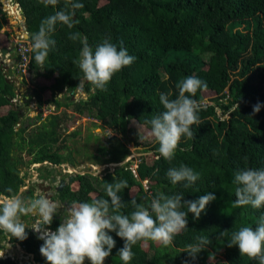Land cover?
<instances>
[{
  "label": "trees",
  "instance_id": "obj_1",
  "mask_svg": "<svg viewBox=\"0 0 264 264\" xmlns=\"http://www.w3.org/2000/svg\"><path fill=\"white\" fill-rule=\"evenodd\" d=\"M0 1L6 5L4 0ZM14 1L20 5L28 35L25 43L30 47L29 71L38 81L31 88L39 108L37 118L46 103L69 107L72 96L81 89L87 96L72 104L73 110L122 135V139L114 136L115 141H110L109 146L99 147L104 161L119 162L130 154L126 143L134 129L131 123L149 133L147 149L153 152L151 163L141 156L134 168L132 160H128L102 176L78 174L64 188V199L74 204L107 198L103 187L113 180L128 183L119 193L124 203L132 197L137 202L150 203L160 193H183L182 202L212 193L216 199L206 205L198 219L188 213L187 227L171 244L138 241L132 247L134 255L129 264H258L240 255L237 246L228 247L227 242L240 227L254 228L256 219L264 213V206H235L236 186L232 183L238 169L264 168V0H73L83 4L75 10L76 23L73 29L57 23L50 34L55 45L43 66L34 60L30 37L39 30L44 18L64 7L65 0H59L55 7L45 6L40 0ZM1 2L0 49L7 48L11 41L8 28L1 32L8 24ZM70 31H79L93 48L110 39L136 59L115 73L105 90L95 89L76 63L82 45L68 39ZM12 65L13 68L5 69L0 58V194L5 196L17 193L23 185L20 170L15 166L16 158L22 162V156H15V150L26 149L27 154H33L28 163L45 159L60 162L51 144L58 139L59 123L69 118L65 110L63 116L51 114L49 122H43L39 134L33 136L25 134L23 123L17 128L21 115L13 106L15 88L8 78L10 73L19 71L17 52ZM187 76L200 78L207 88L192 97L203 105L198 113L199 124L192 126L195 137L189 140L182 136L169 162L160 156L159 145L146 121L163 111L159 94L167 93L175 99L177 81ZM208 91L215 95L211 102L203 103V93ZM57 93H63L68 102L57 98ZM257 103L261 105L260 111L253 113ZM3 107L7 109L1 111ZM77 133L74 130L69 135L74 138ZM66 142L64 137V148ZM65 157L70 158L69 154ZM8 162L14 165L13 171L6 168ZM181 164L199 173V179L189 187H185L186 181L172 184L166 175L170 167ZM9 187L13 193L7 192ZM131 211L130 206L122 209L126 215ZM57 226L58 220L53 217L48 227ZM25 230L26 239L21 241L8 234L9 241L32 254L35 264H47L39 252L43 241L32 230ZM221 231H225L224 237L219 235ZM109 235L115 246L107 258L110 264H123L117 253L124 241L114 231ZM201 235L211 243L193 259L186 252L187 246L197 243L196 237ZM0 264L20 263L0 257Z\"/></svg>",
  "mask_w": 264,
  "mask_h": 264
},
{
  "label": "clouds",
  "instance_id": "obj_2",
  "mask_svg": "<svg viewBox=\"0 0 264 264\" xmlns=\"http://www.w3.org/2000/svg\"><path fill=\"white\" fill-rule=\"evenodd\" d=\"M40 3L55 7L59 0H40ZM82 7V3L65 0L64 7L44 18L39 30L31 34V50L38 65L43 66L51 47L55 45L50 34L55 31L57 23L73 29L76 23L75 10ZM67 35L68 39L79 41L82 45L76 63L84 78L95 89L105 90L112 76L136 59L126 48L118 47L110 39L102 40L93 48L79 31H70ZM176 88L178 95L175 99H170L167 93L159 94L163 111L146 121L151 125V135L159 145L157 150L160 156L169 162L173 160L182 136L189 140L195 137L192 126L199 124L198 113L203 105L192 97L198 90L206 89L207 83L196 76H187L177 81ZM260 108L259 103L254 105L253 113L259 112ZM166 175L172 184L186 181L185 187L199 179V173L183 164L170 167ZM232 183L236 186L235 206L251 205L257 209L264 206V168L238 169L233 174ZM127 187L126 180L105 183L103 190L107 198H91L88 202L74 203L54 231L48 226L59 209L57 202L43 195L25 199L18 192L0 197V231L22 241L27 238V225L21 221V217L29 214L36 217L31 228L38 233L37 238L43 241L39 252L47 264H84L85 259L90 264H104L115 246V240L109 235V232L114 231L124 241L117 254L123 264H129L134 255L132 247L138 241L152 240L168 246L187 227L188 213L198 219L206 205L216 199L212 193H207L196 200L182 202L183 193H160L150 203L137 202L135 197L124 203L119 193ZM7 192L13 193V189L9 187ZM126 206L132 209L127 215L122 212ZM219 235L224 237L225 231ZM196 241L195 244H189L186 250L193 259L211 243L203 235L197 236ZM227 245L237 246L240 255L264 264V213L256 219L254 228L242 226L233 232ZM3 255V250H0V257Z\"/></svg>",
  "mask_w": 264,
  "mask_h": 264
},
{
  "label": "rangeland",
  "instance_id": "obj_3",
  "mask_svg": "<svg viewBox=\"0 0 264 264\" xmlns=\"http://www.w3.org/2000/svg\"><path fill=\"white\" fill-rule=\"evenodd\" d=\"M4 2L6 3V5L3 6L2 2V8L3 10L5 9L8 15V24L7 26H5L2 30H6L5 28H8L9 32H10V36L9 38H11V40L15 41L16 39L19 40L21 39V34L22 36L25 38L24 35V31H25V27H24V20L23 17L20 16V11L19 8H17V6L15 5V1L12 0L10 2V0H4ZM7 7V9H6ZM15 50L12 53V58H13V62H14V55H15ZM1 58V62L3 64H5V57L0 56ZM19 73L16 71L15 73H10V77L11 81L15 84L14 85V90H15V99L13 100V106L15 108H18L20 111V115H21V124L23 123L24 125H32L33 121L36 118V105H35V101L32 100L31 98V88L33 86H36L38 84L37 78L35 79V76H33L32 73H30V76L24 78V80H19ZM28 86L27 90H25L26 92L22 93L24 91V87ZM22 93V94H21ZM22 96L21 98L17 97V96ZM215 94L211 91L208 92H204L203 93V103H207V102H211L210 99L214 96ZM86 94L83 93V91H81V89H78L75 93L74 96L71 101V104L69 107H64L65 112L69 115L68 120L66 121V126L68 130H77L78 131V135L76 136V139L79 140V142L75 143L73 142L72 138L69 136V134H66L65 136L67 137L68 140L71 141V147L72 149H68L70 150L71 154L70 157L73 158H77L78 159V155L79 159H88L91 155V152H89L88 150L84 151L81 150L82 153L76 150V145H79L80 143L83 142V140H87L89 139V137L92 135H94L93 137H95L96 139H92L90 140V142L88 143V146L91 147V150H94V146L97 144L98 146H107V138L110 136H116L119 139H122L121 134H118L116 132H114L112 129L107 128L105 126H101L100 122L98 120H95V118L89 117L86 114H79L76 111L73 110V105L75 102L81 100V99H85L86 98ZM27 97V98H26ZM57 98H61L64 100V102H68V100H65L63 95H57ZM24 100V101H22ZM31 103V105L29 104ZM49 104H53V103H49ZM7 109L6 107H3L1 109V111ZM51 107L49 105H43V108L41 110V113L43 115H48L49 113H51ZM217 112L218 114H220V110L219 108H217ZM39 113V112H38ZM134 122V121H132ZM136 123H131V126L134 127L135 132L133 134V131L130 132L128 134V138H129V142L127 143V148L130 151V154L127 156L128 158H131L132 160V167L134 168L135 164L139 161V158L141 156H144L147 160V162L151 163L152 161V151H149L147 149V147L149 146V138L147 134H149L146 130L144 131L142 129V127L140 126H136ZM28 129H30V126L28 127ZM66 129V130H67ZM72 130V131H73ZM95 140V142H93ZM138 142V143H136ZM20 154V151L18 152ZM25 156L21 155L22 157H24L25 159L26 154L24 153ZM130 160V159H129ZM71 162V160L69 161ZM87 162V161H86ZM114 162H110L108 163V167H104V165L99 166L98 164H95L96 166V170L97 173H99L100 175H102V173L105 170L108 171H113L114 168L116 167L114 165ZM87 165V164H85ZM110 165H113L112 167ZM42 167V166H41ZM7 169L13 171L14 165L12 164V162H8V165L6 167ZM79 168L88 170V171H92V169H94L93 167L91 168L90 166H83V164H78L77 167L75 168H71L69 171H74V170H78ZM91 168V169H90ZM101 169V171H100ZM23 172H28L29 170H23ZM146 182V181H145ZM6 243V240L4 239V241H2L1 243V247ZM0 247V248H1ZM14 247V245L12 246ZM20 249V248H19ZM3 250V249H0ZM21 251H17L16 253L18 254V257H22V258H16L14 257L15 260H17L20 264H24V262L26 264H35L34 261L32 260L31 256H27V254L25 253V251L23 249H20ZM23 250V251H22ZM12 251V248H11ZM24 254V255H23ZM7 255V254H6ZM105 260H107V258H105ZM22 261V262H21ZM86 262V261H85ZM104 264H106L104 262Z\"/></svg>",
  "mask_w": 264,
  "mask_h": 264
},
{
  "label": "flooded vegetation",
  "instance_id": "obj_4",
  "mask_svg": "<svg viewBox=\"0 0 264 264\" xmlns=\"http://www.w3.org/2000/svg\"><path fill=\"white\" fill-rule=\"evenodd\" d=\"M57 95H63V93H57ZM73 96H72V98H73ZM31 98H32V100L35 101V105H36L35 106L36 107V118L33 121V124L29 125L30 129H28L29 126L27 124L26 125L23 124L26 128L25 134L28 136H33L35 134H39L38 128H40V125L43 122H49L51 114H53V115L58 114V115L63 116V113H64V106L56 107L54 104L46 103L45 105H49L51 107V109H52L51 113H49L48 115H43L42 113H40V117L37 118L39 108L37 106V102H36L34 96H31ZM29 104L31 105V103H29ZM42 108H43V106H42ZM42 108L40 109V111L42 110ZM95 120H97V119H95ZM21 121H23V120H21V118H19L17 120V128H19L21 126ZM66 129H67L66 122L64 123V120H63L61 123H59L58 128H57L56 134L58 136V139L51 144V147L54 148L57 151L58 155L60 156V158H61L60 162L53 163V162L45 159V160H41V161H37V162L28 163V161L30 159H32L33 154H27L26 149H24L20 152V154L25 156L24 155V153H25L27 158L25 159L24 157H22V162H20L21 159L19 160L18 158H16V164H15V166L20 170V173H19L20 176H22L23 185H21V186L25 188V190L22 191L20 194H22V196L25 199L35 198L39 195H43V196H46L47 198H49L50 200L57 202L59 204V209L57 210V213L54 215V217L58 220V225L61 222V218L65 217L68 214V208L71 205H73L72 203H69L66 199H64V196H63L64 188L70 182V181H68L69 175L73 174L74 177L78 174H90L93 176H99L100 174L98 175L97 170L95 169L96 168L95 164H98L99 166L104 165V167L105 166L108 167V163H110V162L104 161L105 156L102 155V153H100V151H99L100 146H98L96 144L94 146V148H95L94 150H91V147L88 146L87 142H90V140H92V139H96L95 137H93L94 135L93 136L91 135L89 137V139H87V140L84 139L82 143H80L79 145H76V147H78V148H76V150L78 152L80 151L81 153H82L81 150H84V151L88 150L89 152H91L90 157L87 159V162L85 163L87 165L83 164V166H90L91 168L93 167L94 169H92V171H88V170L79 168L78 170L69 171L70 167L75 168L78 166V164L80 162H78V163L74 162L73 161L74 158H72V157H70V158L65 157V155H67V154H69V156H70L71 152L68 149H72V147H71V141L67 139V142H66L67 147L64 148V137H66L65 136L66 134H70L73 130V129H71V130H68V129L66 130ZM77 135H78V133H77ZM76 136L74 138H72L74 144L79 142V140L76 139ZM113 138H114V136H110L107 138V146L110 145L109 144L110 141H115ZM93 142H95V140ZM127 143H126V146H127ZM35 151H36V149L34 150V154H35ZM18 152H19L18 150H15V154L11 153V155L14 154L15 156H17V155H19ZM78 156H81V155H78ZM126 157L127 156H125L122 159V161ZM70 160H71V162H69ZM98 160H100V162H98ZM36 163H39L40 165L39 164L36 165ZM114 163H117V162H114ZM46 165H50L49 168H47ZM116 167H118V166H116ZM25 169L29 170V173L28 172L22 173V171ZM105 171H108V170H105ZM104 172L102 174H104ZM60 182H62V184H60ZM64 182L66 183V185H64ZM32 187H34V190H31ZM3 196H5V195L0 194V197H3ZM35 220H36V217H34L31 214L24 215L21 217V221L24 224H26L27 225L26 228H28L30 230H32L31 227H33ZM56 228H50V230L54 231ZM7 235H5L4 232L0 231V247H1V243H2V241H4V239L6 240V243L10 244L11 247L13 245H14V247L17 246L18 244H12L9 241V237L7 239V237H6ZM5 244L0 249H4ZM85 261H84V264H86L87 262H90L87 259H85ZM104 262H110V260L107 258V260H104Z\"/></svg>",
  "mask_w": 264,
  "mask_h": 264
},
{
  "label": "built area",
  "instance_id": "obj_5",
  "mask_svg": "<svg viewBox=\"0 0 264 264\" xmlns=\"http://www.w3.org/2000/svg\"><path fill=\"white\" fill-rule=\"evenodd\" d=\"M27 31L24 32V35L26 36ZM14 50L18 54V69L20 71V74H27L29 72V61H30V47L26 45L25 38L21 34V39L15 40L14 42ZM10 77V76H8ZM15 98L12 99V102ZM38 235V233H36ZM6 254L3 255L5 257ZM31 256V255H27ZM32 257V256H31Z\"/></svg>",
  "mask_w": 264,
  "mask_h": 264
},
{
  "label": "water",
  "instance_id": "obj_6",
  "mask_svg": "<svg viewBox=\"0 0 264 264\" xmlns=\"http://www.w3.org/2000/svg\"><path fill=\"white\" fill-rule=\"evenodd\" d=\"M11 1H12V0H10V2H11ZM0 2H1V1H0ZM2 4H3V2H2ZM16 5H17L18 8H19L20 16H22V10H21V8H20V5H19L18 3H16ZM3 6H4V4H3ZM4 7H5V6H4ZM4 10H5V9H4ZM5 11H6V10H5ZM26 36H28L27 33H26ZM7 52H8V48H2V49H0V56H5ZM3 65H4V64H3ZM6 67H7V66L4 65V68H5V69H6ZM7 80H9V79L7 78ZM129 159H131V158H128V157H127V158L124 159L123 161L118 162V163H115L114 165H115V166H120V165H122L124 162L128 161ZM73 177H74L73 174H72V175H69L68 181H71ZM60 184H62V182H60ZM64 185H66L65 182H64ZM24 190H25V188L22 187V186H20L18 193H21V192L24 191ZM31 190H34V187H32ZM5 235H7V234H5ZM6 237H7V239H8L9 236L7 235ZM11 248H12V251L10 250ZM17 248H20V249H21V247H20L19 245L15 246V247H11L9 243H6L5 246H4L3 252H4V254H7V255H6L5 257H2V258H6V259H14V257L18 258V254L16 253V252L18 251ZM21 262H22V261H21ZM108 263H109V262H108ZM24 264H26V263L24 262Z\"/></svg>",
  "mask_w": 264,
  "mask_h": 264
},
{
  "label": "crops",
  "instance_id": "obj_7",
  "mask_svg": "<svg viewBox=\"0 0 264 264\" xmlns=\"http://www.w3.org/2000/svg\"><path fill=\"white\" fill-rule=\"evenodd\" d=\"M25 32V31H24ZM27 38V36H25V39ZM14 40L12 41H10V45L7 47L8 48V52L6 53V55L5 56H2V57H5L6 59H5V64L4 65H6L7 67L9 66L10 68H13V58H12V53L14 52V47H13V45H14ZM6 67V68H7ZM17 72L20 74V72L17 70ZM30 71L27 73V74H20L19 75V80H24V78H26V77H28V76H30ZM33 74V73H32ZM33 76H34V74H33ZM15 85V84H14ZM27 88H28V86H25L24 87V91L22 92V93H24V92H26L25 90H27ZM21 93V94H22ZM17 97H19V98H21L22 96H17ZM27 98V97H26ZM22 101H24V100H22ZM73 158V157H72ZM127 158V157H126ZM125 158V159H126ZM131 160V159H130ZM73 161L74 162H80L81 164H85L86 163V161H87V159H79V156H78V159L75 157L74 159H73ZM122 161V160H121ZM121 161H119V162H121ZM127 162V161H126ZM118 163V162H117ZM125 163V162H124ZM39 163H36V165H38ZM40 165V164H39ZM49 166L50 165H46V167L47 168H49ZM103 175V174H102ZM102 175H99V176H102ZM106 264H110V262L108 263V262H105Z\"/></svg>",
  "mask_w": 264,
  "mask_h": 264
},
{
  "label": "bare ground",
  "instance_id": "obj_8",
  "mask_svg": "<svg viewBox=\"0 0 264 264\" xmlns=\"http://www.w3.org/2000/svg\"><path fill=\"white\" fill-rule=\"evenodd\" d=\"M111 167L113 166V165H110ZM18 258H22V257H18Z\"/></svg>",
  "mask_w": 264,
  "mask_h": 264
}]
</instances>
